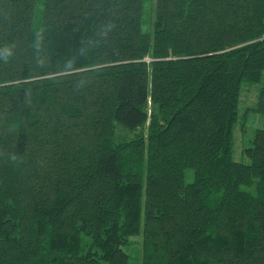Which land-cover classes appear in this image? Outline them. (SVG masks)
Listing matches in <instances>:
<instances>
[{
    "label": "trees",
    "instance_id": "16d2710c",
    "mask_svg": "<svg viewBox=\"0 0 264 264\" xmlns=\"http://www.w3.org/2000/svg\"><path fill=\"white\" fill-rule=\"evenodd\" d=\"M135 237L264 264V0H0V264H129Z\"/></svg>",
    "mask_w": 264,
    "mask_h": 264
},
{
    "label": "rangeland",
    "instance_id": "374dc122",
    "mask_svg": "<svg viewBox=\"0 0 264 264\" xmlns=\"http://www.w3.org/2000/svg\"><path fill=\"white\" fill-rule=\"evenodd\" d=\"M151 6L146 8V19H150ZM148 60V59H147ZM259 85L244 83L240 93L239 115L240 120L238 126L234 130V151L233 156L237 161H244L243 149L247 142L245 135L252 134V131L261 127L263 124L262 118L255 114H250V109L254 106ZM193 175V174H192ZM191 174L187 177L189 181ZM189 178V179H188ZM125 252L129 255V264H141L142 262V246L141 238H132V241L124 247Z\"/></svg>",
    "mask_w": 264,
    "mask_h": 264
}]
</instances>
